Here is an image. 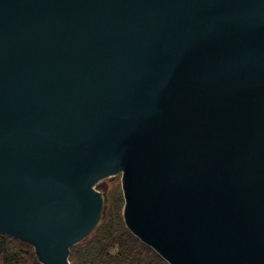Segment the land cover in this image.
<instances>
[{
  "label": "water",
  "instance_id": "1",
  "mask_svg": "<svg viewBox=\"0 0 264 264\" xmlns=\"http://www.w3.org/2000/svg\"><path fill=\"white\" fill-rule=\"evenodd\" d=\"M120 172L170 264H264V0H0V232L72 264Z\"/></svg>",
  "mask_w": 264,
  "mask_h": 264
},
{
  "label": "trees",
  "instance_id": "2",
  "mask_svg": "<svg viewBox=\"0 0 264 264\" xmlns=\"http://www.w3.org/2000/svg\"><path fill=\"white\" fill-rule=\"evenodd\" d=\"M107 204L93 231L71 247L72 264H170L127 226L122 188L110 194ZM0 264L42 263L32 244L0 232Z\"/></svg>",
  "mask_w": 264,
  "mask_h": 264
},
{
  "label": "rangeland",
  "instance_id": "3",
  "mask_svg": "<svg viewBox=\"0 0 264 264\" xmlns=\"http://www.w3.org/2000/svg\"><path fill=\"white\" fill-rule=\"evenodd\" d=\"M122 173H117L113 176L105 177L98 182L97 188L102 191L105 196L106 207L108 206V197L117 188H122ZM123 190V188H122Z\"/></svg>",
  "mask_w": 264,
  "mask_h": 264
}]
</instances>
